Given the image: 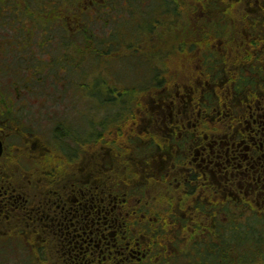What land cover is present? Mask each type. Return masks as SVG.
<instances>
[{"label": "flooded vegetation", "instance_id": "flooded-vegetation-1", "mask_svg": "<svg viewBox=\"0 0 264 264\" xmlns=\"http://www.w3.org/2000/svg\"><path fill=\"white\" fill-rule=\"evenodd\" d=\"M243 1L249 4L246 13L235 16L234 7L224 10L218 0H200L190 26L188 0H85L81 6L92 19L101 15L106 27L114 25L108 37L122 31L117 23L122 33L134 27L136 44L152 45L155 51L148 55L158 62L153 67L139 53L101 57L108 84L71 88L73 103L64 107L61 90L43 85L45 74L52 69L54 80L67 84L92 74L96 57L79 63L82 42L57 41L52 47L45 41V20L38 17L31 25L24 4L0 1V29L18 34L0 40L2 252H24L30 264H212L206 251L215 254L221 247L222 194L230 200L226 207L232 200L251 209L257 203L264 213V0ZM31 4L35 13L63 11L52 0ZM65 12L87 32L76 5ZM125 13L134 16L126 20ZM174 29L181 33L178 39ZM30 30L33 34L20 37ZM191 30L204 40L189 42ZM52 48L54 55L45 59V49ZM7 54L22 65L14 70L11 88L1 82L4 59L12 62ZM133 61L141 76L149 74L152 89L163 87L154 86L159 80L175 88L148 106L139 103L147 110L140 120L137 112L127 114L131 107L119 94L111 97L110 89V82L123 81ZM147 82L137 90L149 89ZM81 96L85 106L78 104ZM60 108L70 109L71 116ZM209 207L208 231L198 223ZM179 210L186 234L197 223L186 235L194 242L183 248L182 263L168 243ZM211 234L218 239L213 249L202 241Z\"/></svg>", "mask_w": 264, "mask_h": 264}, {"label": "rangeland", "instance_id": "rangeland-1", "mask_svg": "<svg viewBox=\"0 0 264 264\" xmlns=\"http://www.w3.org/2000/svg\"><path fill=\"white\" fill-rule=\"evenodd\" d=\"M0 1H3V3L5 5L9 4L10 2H13V3L17 4L20 8H22V4H24V14H25V12H27V10H25V9L30 10L29 13L27 12L28 15L26 16V18L27 19L30 18L31 22L30 21H28V22L31 25H33L32 21L35 23V22H37L38 17H40L43 19V21L45 20V22H42V24L44 26H47L46 22H47L48 18H46L47 17L46 14H48V12L47 11H45V12H38L37 11L35 13L36 7L32 6L31 0H0ZM71 1L69 2L68 0H66L63 3V7H61L63 11L67 10V8L73 9L76 5V7H79V9L82 12H84L85 8L83 6H81V4L85 5V0H71ZM199 2H200V0H188L189 10H190V14H189L190 17H188V19L190 21V24H189L190 26L193 25V23L191 21H194L195 18L197 17V12H195V11L198 9V3ZM207 3H209L211 6H215L213 4V2H211V1H207ZM217 4L219 6H223L224 10H227L229 8L234 7V9L236 10L235 16L238 13L241 15H242V13H246V7H248L247 5H249L246 1H243V0H218V3H216V5ZM251 4H252V2H251ZM215 8L218 9L219 7L215 6ZM57 13H59V12H57ZM241 15L237 16V17L244 18ZM123 16L126 20H129L128 18L133 17L134 15H131V16L129 15V17H128V13H125V14H123ZM94 18H96V17H94ZM64 21H65V19H64ZM55 22H57V21H55ZM52 23H54V22H52ZM71 25H74L77 27V28H73L74 30L80 31L81 28L78 27V24L75 23V24H71ZM176 25H177V22H173V26H176ZM89 26L93 30L97 40L100 41L99 40V38H100L103 41L105 39V36H108V31L110 29H112L114 25L109 26V27H104L99 20H94V21L89 23ZM5 31H7V30L6 29H0V40H2L4 38H9L11 36H14V37L18 36V34H15L13 31L12 32L11 31L5 32ZM160 31H163V30L161 29ZM191 31H194V30H191ZM172 32L177 39H178V36L181 35V33L178 32L177 29H174ZM194 32L195 33H193V32L190 33V38L188 40L189 42L194 41L195 43H197V42H201V40L202 41L204 40L203 34L200 35L197 31H194ZM70 33L73 34V32H70ZM134 33H135V31L129 30V29H126L123 32L124 40L122 43L124 46H126V48H124L121 51L122 56H123V54L134 56L135 54L138 55V53H139L142 55H147V56H145L146 59L150 60L151 55H148V54L155 51V50L152 51L153 46L152 45L149 46L147 43H145V40H142L140 42V44H136V42L138 41V36H137V34H134ZM160 34L166 36L167 33L166 32H160ZM210 35H214V34L207 33V36H210ZM77 39H78L77 37L74 38V41H76ZM36 41H37V38H36ZM57 41H61V35L59 32L55 31V38H53V42L50 44V46H52V47L56 46ZM87 44H88V42H87ZM94 44H96V43H94ZM91 46L93 47L92 48L93 51H92V49H89L87 46L85 48V51H83V52H80L79 49L77 50L78 51V55H77L78 57L77 58H78L79 63L82 62V58L85 59V58L96 57V56H99V57L113 56L112 54L116 53V51H117V50H115V51H113L114 53L108 54L105 50H102L99 46H97V44L96 45L91 44ZM83 48H84V46L82 47V49ZM35 51H38V49L35 48ZM50 53H51V56L54 55V49L53 48L50 49L49 51L47 49H45V54H44L45 59H47L48 54H50ZM71 54H73V51L71 52ZM7 56L9 57V59L10 58L12 59V57H10L9 54H7ZM175 57L182 58V55L180 53L176 52ZM4 61L6 62V64H8V66L3 71L4 74L2 76L1 82L3 83V86H5L6 88H11L9 82H10L11 78H13V76L16 74L14 70L16 68H18L19 66H22V65L20 63V60H17L16 57H14V59H12V62L10 64H9V61H7L6 59H4ZM176 61L179 62V60H177V59H176ZM156 62H158L157 59L155 58V56H152L150 63L153 65V67L155 66ZM83 66H86V65H83ZM83 68H86V67H83ZM94 68L95 69H93L92 74L87 75V76H83L84 77L83 79H80L79 77L76 79V77H74L75 78L74 81L72 80V78H70L69 79L70 81H66L67 84L65 82L57 83V80L56 79L54 80V78H53L54 75H53V71L51 69L50 74H48V72L45 74L43 85L45 86L46 89H54L55 87H58L61 90L60 93L57 92V95L61 99V107H64V105H70L73 103V102H71L70 96H69L71 94V93H69V90L71 88H85L86 85H88L90 83V84H93L94 87H96V88L98 87V88L102 89V88H104V86L106 84H108V83H104V81L109 82V80L111 79V78H108L107 71L103 75L102 74L103 67H96L94 64ZM131 75H133V76H131ZM148 75L149 74H147L146 76H148ZM146 76H141L139 74V69L137 67V64L133 61L130 64V69L128 71L126 70L123 72V74H122L123 81L121 83H111L110 82V84H111L110 89L114 90L111 97L117 98V96L119 94V97L121 96L120 98L125 100V105L131 107L130 109H128L127 114H134V112H137V115L139 117L138 120H140L141 118H143L144 115L147 114V110L145 108H142V109L139 108V105H138L139 103H144V104H146V106H148L151 103V101L153 100V98L159 96L160 94L162 95L165 92H172V91L174 92L175 91V88L172 86V82H170V81L166 82V81H161V80H159V82L158 81L155 82L154 86L157 87L156 84L159 85L160 83H162L163 87L161 89H160V87L158 89H154V88L152 89L151 84H153V83H152V81L147 82ZM139 77H143V78L135 82V79L139 78ZM132 79H133V81H132ZM123 82H124V84H123ZM146 82L150 83V86L148 87L149 89L146 90L145 88H143L142 90H144V91H142V90L138 91L137 87L142 86L143 84L145 85ZM138 83H140V84L138 85ZM66 94H67V96H66ZM79 94L81 95V93H79ZM51 98H53V96H51ZM109 98H110V95H109ZM79 99H80L78 102L79 106H85L87 104L86 97L81 96V97H79ZM133 107H135V108H133ZM134 109H135V111H134ZM138 110H139V113H138ZM64 111H67V112H64ZM59 113L67 114V117H70L72 112L70 109L60 108ZM149 115L146 116V120H148ZM229 201L230 200L227 201L225 195L222 194V200H221L222 206H221V210H220V213H221L220 224L222 226V230H223V227L228 226V224H226V222H228V221H230L231 223H235V224L244 223V222L247 223V220H249V218L254 216L256 213L260 212L257 203H254V205L252 206V209H251V208H248L247 205H238L237 203H233L234 200H232L231 203H229L226 207L225 204H227ZM232 204L236 207H232ZM178 213L179 214H176L173 216L172 228L174 230L172 231V234L169 237L168 243H169V247L171 249H173L176 256L179 257V255L182 253V250L184 247H186L187 245L193 244L194 241L192 239H188L187 236H190L191 234H193L192 230H195L197 228V225H196L197 223L190 224L189 232L187 231V234H186V231L184 229H186L187 227L185 224L182 223V221L180 219L181 214H183V210H179ZM212 213H213V209L210 207L207 208L206 209V219L204 220V222L198 223L200 225H205L208 228V231H209V229L213 228L212 217L210 216ZM260 215L264 216V213H262V211H261ZM217 226H219V225H217ZM200 230H203V228H201ZM206 236H208V235H206ZM210 236L211 237H206V239L202 240L205 242L207 247H210V245L212 243H215L216 241H218L217 236L214 237L212 234ZM163 248L164 247H161V249H163ZM0 252H2V248H0ZM8 254L9 255H7L4 252L0 253V264H28V263L30 264L29 257L25 256L24 252L15 253L13 251H11V252L9 251ZM173 257H175V255H173L172 258ZM31 258L34 262H37V258H35V257H31ZM177 259H179L181 263L185 262V258L182 256H180Z\"/></svg>", "mask_w": 264, "mask_h": 264}, {"label": "trees", "instance_id": "trees-1", "mask_svg": "<svg viewBox=\"0 0 264 264\" xmlns=\"http://www.w3.org/2000/svg\"><path fill=\"white\" fill-rule=\"evenodd\" d=\"M65 1L66 0H52V2H54V4L56 5L61 4L60 7H63V3ZM68 1L70 2L71 0ZM100 8L101 7H99V9ZM48 10L49 9H46L47 12ZM55 10L56 7H53V9L49 11L48 14H46V18H48L46 22L47 26H45L46 42H53V38H55L56 31L60 33L61 41L67 43L68 45L73 44L76 41L82 42L83 44H78L80 52L85 51L86 46L89 49L93 48L90 44L91 42L96 43L97 46H99L102 50H105L106 52L108 51V54L114 53L113 51L117 50L116 53L112 54L115 57L124 49V45L122 43L124 39L121 38L122 36H124L122 33L123 26L118 25L119 23L116 24V28L118 31L122 29L121 32H112L109 37L105 36V39L103 41L100 38V41H98L95 37L94 32H91L92 29L90 28V26L87 28V32L81 29L80 31L71 29L69 27L73 26L71 24H73L74 22L72 23L67 20L71 17L70 15H68V12H65L66 10H64L59 13H56ZM90 14L91 13H87L84 10V12H82L81 14V18H83V21H85L89 25L90 22L94 20H99L101 24L106 27L105 23L103 22V17L101 15L96 16V18L92 19V17L89 16ZM73 16L75 19V15ZM134 29L135 28L133 27L132 30L135 31ZM70 32H73V34H71ZM19 34L21 38H24L30 36L31 34H33V32L31 30L28 32L21 31V33ZM134 34H136V32ZM76 37L79 40L77 39L76 41H74V38ZM87 42L89 43L88 45L85 44ZM68 45L63 46L62 49H64V51H69L70 47ZM83 46L84 48L82 49ZM63 55L65 57H69L70 54L69 52H67ZM134 56L125 54V57L128 58H133ZM94 63L96 67H104L102 58L99 56H96ZM129 69L130 66L128 69H125V71H128ZM55 73H57V71H55ZM83 78L84 77L81 76L80 79ZM226 224H228V226L223 227V230L221 232V248H219L218 253L216 252L215 254L212 251L207 250V261H210L212 264H264V216L260 215V213H256L254 216L249 218V220H247V223L244 222L238 224H230V222H228ZM214 246L215 245L212 244L211 249H213Z\"/></svg>", "mask_w": 264, "mask_h": 264}]
</instances>
